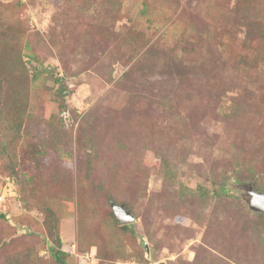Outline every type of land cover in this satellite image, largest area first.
Masks as SVG:
<instances>
[{
    "label": "rangeland",
    "instance_id": "1",
    "mask_svg": "<svg viewBox=\"0 0 264 264\" xmlns=\"http://www.w3.org/2000/svg\"><path fill=\"white\" fill-rule=\"evenodd\" d=\"M245 183L264 0H0V264H264Z\"/></svg>",
    "mask_w": 264,
    "mask_h": 264
},
{
    "label": "trees",
    "instance_id": "2",
    "mask_svg": "<svg viewBox=\"0 0 264 264\" xmlns=\"http://www.w3.org/2000/svg\"><path fill=\"white\" fill-rule=\"evenodd\" d=\"M18 40L20 41H23L20 37H16ZM26 55L28 56L29 59H35L32 54L30 52H26ZM18 63H19V60H18ZM16 59H14L12 61V66L10 70H15V68H19V65H18ZM37 74V71L33 74V76L35 77ZM33 77V78H34ZM9 81L12 79V82L13 80L16 81L13 77H8ZM60 79V78H59ZM56 80H58L56 78ZM61 90V89H60ZM17 92V90H16ZM45 142H39V144L36 145V148L34 150V152L32 151L31 155L28 157L29 159V162L32 164V165H35L36 163V159L37 157L39 156V154H43L45 153V151L43 150V144ZM15 172H13V169L12 171L9 173L10 175L14 174ZM64 174H67L68 173H64ZM17 176V174H16ZM223 190V186L222 184L220 185V188L218 191H222ZM215 193H217L215 191ZM200 196H202V193L199 194ZM115 216V215H114ZM0 217L3 218V219H6V220H9V218L7 217V215L3 214V213H0ZM113 219V222L116 224V227L119 226L121 227L122 229H127L131 234H134V229L129 225V224H123V225H117V218L115 217H112ZM52 226H56V225H51L50 227ZM115 226V225H114ZM58 239V245L60 244V237L57 238ZM50 255L52 256V258L58 263V264H69L68 261L64 258V256L66 255V253L60 249L59 246H57L56 248L55 247H50ZM129 260V259H127ZM126 261V260H125Z\"/></svg>",
    "mask_w": 264,
    "mask_h": 264
},
{
    "label": "water",
    "instance_id": "3",
    "mask_svg": "<svg viewBox=\"0 0 264 264\" xmlns=\"http://www.w3.org/2000/svg\"><path fill=\"white\" fill-rule=\"evenodd\" d=\"M242 187L246 189L244 199L249 208L264 214V192L253 190L249 183L242 184ZM113 213L122 225L134 220L133 215L123 205H113ZM144 248L148 251L147 244L144 245Z\"/></svg>",
    "mask_w": 264,
    "mask_h": 264
},
{
    "label": "clouds",
    "instance_id": "4",
    "mask_svg": "<svg viewBox=\"0 0 264 264\" xmlns=\"http://www.w3.org/2000/svg\"><path fill=\"white\" fill-rule=\"evenodd\" d=\"M242 186V185H241ZM245 189V188H244Z\"/></svg>",
    "mask_w": 264,
    "mask_h": 264
}]
</instances>
